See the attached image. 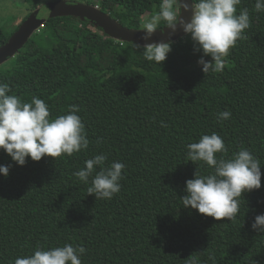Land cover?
I'll return each mask as SVG.
<instances>
[{
  "label": "trees",
  "instance_id": "trees-1",
  "mask_svg": "<svg viewBox=\"0 0 264 264\" xmlns=\"http://www.w3.org/2000/svg\"><path fill=\"white\" fill-rule=\"evenodd\" d=\"M82 3L141 29L142 18L159 11L161 0ZM255 3L237 6V15L248 10L250 27L218 73L202 71L203 53L194 51L190 36L173 41L158 65L145 60L136 43L75 16L49 19V31L34 33L9 67L0 65L9 95L42 99L50 119L79 106L89 140L86 150L70 157L28 158L24 166L0 149V165L10 166L8 177L0 175V264L66 243L86 248L82 264H213L210 254L215 264H264V233L251 228L264 214V12L255 11ZM13 34L0 27V46ZM223 111L231 117L220 121L216 114ZM212 133L225 142L224 158L245 148L262 166L261 188L240 198L235 221L183 207L185 182L196 171H212L187 161L186 145ZM100 154L106 166L125 165L111 199L87 195L91 178L83 184L74 175Z\"/></svg>",
  "mask_w": 264,
  "mask_h": 264
},
{
  "label": "clouds",
  "instance_id": "clouds-1",
  "mask_svg": "<svg viewBox=\"0 0 264 264\" xmlns=\"http://www.w3.org/2000/svg\"><path fill=\"white\" fill-rule=\"evenodd\" d=\"M240 4L241 0H191L190 5L182 0H161L159 11L142 18L144 35L141 39L149 40L160 29L161 22L171 34L181 29L194 42V51L203 53L198 60L202 71L205 74L221 72L230 49L244 38V31L250 27L247 9L237 15ZM182 9L191 11L190 20L182 19ZM255 11L264 12V0H256ZM172 43L169 39L135 47L143 48L145 60L161 65L172 50ZM10 92L7 83H0V149L17 165L24 166L28 158L39 162L44 157H70L88 148L85 125L78 115L79 106L71 105L68 114L50 119L49 107L42 99L34 97L31 102H24L17 95H9ZM216 116L223 121L229 119L231 113L223 111ZM186 150L187 161L194 164L201 161L212 171L208 175L196 171L194 178L185 182L183 207L217 221H235L240 198L261 188L260 160L245 148L231 158H224L228 149L216 133L203 135L198 142L186 145ZM106 160L103 154L95 155L74 173L83 184H89L91 178L87 195L95 194L97 199H111L121 188L119 181L125 165L112 162L106 166ZM9 171L10 166L0 165V175L8 177ZM251 228L264 233V214L255 216ZM86 251L70 243L47 250L37 247L31 255L17 257L14 264H82L80 257ZM209 259L215 264L214 256L210 254ZM190 264H198V261L193 259Z\"/></svg>",
  "mask_w": 264,
  "mask_h": 264
},
{
  "label": "water",
  "instance_id": "water-1",
  "mask_svg": "<svg viewBox=\"0 0 264 264\" xmlns=\"http://www.w3.org/2000/svg\"><path fill=\"white\" fill-rule=\"evenodd\" d=\"M182 2H187L189 5L191 4V0H182ZM45 9H47L46 15L41 14V9L36 10L26 19L24 25H21L11 38L0 46V65L5 63L8 59L15 57L29 41L37 27L44 26L49 19L61 16H75L81 19H87L101 28L106 35L116 40L133 42L140 45L162 41L166 42L169 39L177 41L185 36L181 29L171 34V30L165 27L163 29H158L149 40L144 41L141 39L144 35L142 29L129 28L123 25L109 13L102 11L98 6H94L93 4L70 3L61 0L49 3ZM181 17L185 21L190 20L191 11H184L182 9Z\"/></svg>",
  "mask_w": 264,
  "mask_h": 264
},
{
  "label": "rangeland",
  "instance_id": "rangeland-1",
  "mask_svg": "<svg viewBox=\"0 0 264 264\" xmlns=\"http://www.w3.org/2000/svg\"><path fill=\"white\" fill-rule=\"evenodd\" d=\"M57 1H61V0H32V1L30 0H0V27L7 33H13V32L15 33L18 30L17 28H20L21 25H24V23L26 22V19L31 14H33L36 10L41 9V14L46 15L47 9L45 8L47 7V5L49 3H53ZM64 1L82 3L85 0H64ZM121 9H122L121 7L118 8V10H121ZM146 16H149V14H146L144 17ZM91 27L97 32L101 34L103 33L97 27L95 26H91ZM37 31H49V27L47 26L37 27L34 33H36ZM61 34L64 37H70L69 33L63 29L61 30ZM11 64H12V60L8 59L5 63L2 64V66L9 67Z\"/></svg>",
  "mask_w": 264,
  "mask_h": 264
},
{
  "label": "built area",
  "instance_id": "built-area-1",
  "mask_svg": "<svg viewBox=\"0 0 264 264\" xmlns=\"http://www.w3.org/2000/svg\"><path fill=\"white\" fill-rule=\"evenodd\" d=\"M99 7V6H98ZM43 27V26H42Z\"/></svg>",
  "mask_w": 264,
  "mask_h": 264
}]
</instances>
